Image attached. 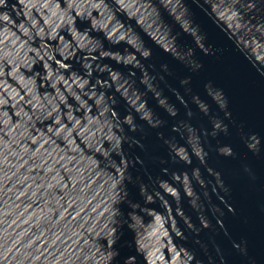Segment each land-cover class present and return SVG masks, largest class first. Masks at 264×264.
<instances>
[{
    "label": "water",
    "instance_id": "1",
    "mask_svg": "<svg viewBox=\"0 0 264 264\" xmlns=\"http://www.w3.org/2000/svg\"><path fill=\"white\" fill-rule=\"evenodd\" d=\"M0 264H264V0H0Z\"/></svg>",
    "mask_w": 264,
    "mask_h": 264
}]
</instances>
